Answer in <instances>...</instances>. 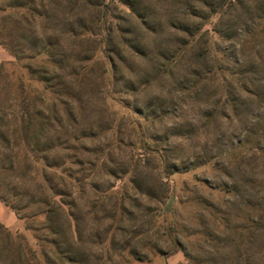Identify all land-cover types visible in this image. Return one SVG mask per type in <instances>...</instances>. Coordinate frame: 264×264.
I'll list each match as a JSON object with an SVG mask.
<instances>
[{
    "label": "rangeland",
    "instance_id": "rangeland-1",
    "mask_svg": "<svg viewBox=\"0 0 264 264\" xmlns=\"http://www.w3.org/2000/svg\"><path fill=\"white\" fill-rule=\"evenodd\" d=\"M25 1L0 0V264H264V0Z\"/></svg>",
    "mask_w": 264,
    "mask_h": 264
},
{
    "label": "trees",
    "instance_id": "trees-1",
    "mask_svg": "<svg viewBox=\"0 0 264 264\" xmlns=\"http://www.w3.org/2000/svg\"><path fill=\"white\" fill-rule=\"evenodd\" d=\"M36 4L38 7V10L33 9V6ZM67 5V8L71 5L72 7H79L84 8L85 6H92L90 1L88 0H27L21 4H16L15 6H6L3 10V12L7 11V9H19L22 13L21 15H28L30 19L37 18L40 20L41 23H47L48 21L56 18L59 10L61 8H65ZM73 8V9H74ZM83 19H80L79 22H82ZM88 31L86 30V27L81 26V34H86ZM72 36H77L75 33L73 34L71 32ZM0 46H2L4 49L8 50L15 58L16 61H19L17 53L14 51L12 43L9 41L7 36L0 35ZM53 46L50 42H46L44 46L42 47V53L45 56V63L48 65V68H51L50 76L56 71H59V63L56 61L55 57L56 54L53 52ZM49 71V70H48ZM45 75H48V72L46 71L44 73ZM43 76L41 78V83L43 84L44 90L50 89L49 83L51 82L50 76ZM52 94L54 93V90H51ZM19 104V119L17 122V125L12 133L16 136L15 141L21 140L25 147L30 146L32 149H35V146H37V137L29 136L28 132L30 133H36L38 132V128L43 126V123H33L29 119L26 118L27 115V107L23 105V99L21 98ZM0 140H3L2 142H6L3 137L0 135ZM32 150L34 152L35 150Z\"/></svg>",
    "mask_w": 264,
    "mask_h": 264
}]
</instances>
